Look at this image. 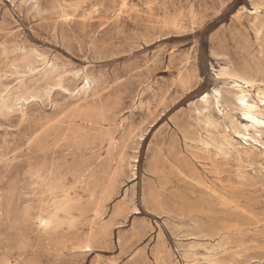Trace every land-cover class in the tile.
Masks as SVG:
<instances>
[{
	"label": "rangeland",
	"instance_id": "374dc122",
	"mask_svg": "<svg viewBox=\"0 0 264 264\" xmlns=\"http://www.w3.org/2000/svg\"><path fill=\"white\" fill-rule=\"evenodd\" d=\"M237 99L264 0H0V264H264Z\"/></svg>",
	"mask_w": 264,
	"mask_h": 264
},
{
	"label": "bare ground",
	"instance_id": "6f19581e",
	"mask_svg": "<svg viewBox=\"0 0 264 264\" xmlns=\"http://www.w3.org/2000/svg\"><path fill=\"white\" fill-rule=\"evenodd\" d=\"M239 81H241L243 83V85H246V88L251 86V81L250 80H242L241 79ZM241 92H243V91H241ZM237 100H239V99H237ZM239 102H240V105H241L242 110H243V112H242V121H244L246 123H250L251 127H253V128H262V127H264V120L260 119V118H258L257 116L254 115V113L259 114L258 106H256L253 103H250V102H248L246 100H239ZM241 137H243V136H241ZM245 140H248V138H245ZM263 145H259L258 143H256V146H259V147H263Z\"/></svg>",
	"mask_w": 264,
	"mask_h": 264
}]
</instances>
